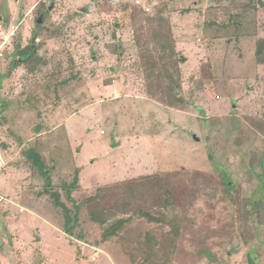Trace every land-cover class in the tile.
I'll return each mask as SVG.
<instances>
[{"label":"rangeland","instance_id":"1","mask_svg":"<svg viewBox=\"0 0 264 264\" xmlns=\"http://www.w3.org/2000/svg\"><path fill=\"white\" fill-rule=\"evenodd\" d=\"M263 37L264 0H0V264H264Z\"/></svg>","mask_w":264,"mask_h":264},{"label":"trees","instance_id":"2","mask_svg":"<svg viewBox=\"0 0 264 264\" xmlns=\"http://www.w3.org/2000/svg\"><path fill=\"white\" fill-rule=\"evenodd\" d=\"M47 10H48V8H47ZM45 13H46V11H44V12H41L40 13V15L38 16V18H37V20H36V24L37 25H41L42 24V22H43V20H44V15H45ZM34 40H35V35L32 37V39H31V44L33 45L34 44ZM256 55H257V57H258V59L259 60H261L262 62H264V37L263 38H259L258 40H257V43H256ZM17 52H20V55L22 56V59L26 56V55H28V52H29V47L27 46V47H25V48H23L22 50H17ZM20 59H21V57H20ZM35 149H33V148H29L28 150H27V152L25 153V156H26V158L33 164V165H37V163L38 162H40V156L39 155H37V153L34 151ZM208 157H209V159L212 161V154H209L208 155ZM261 179V178H260ZM261 183V182H260ZM262 184V183H261ZM47 186H45V192L46 193H48L51 197H52V199H53V201H54V204L58 207V208H60L61 209V211H62V214H63V218H64V220L65 221H78V218H77V211H75V212H73V210L71 209V208H69L67 205H66V203L65 202H63L62 200H61V195H55V193H51L50 191H49V189H50V184L48 185V184H46ZM260 187H261V185H260ZM72 193H73V190L72 191H68V195H67V198L69 199V201H71V202H73L74 203V207L76 208V210H79V204H77L76 202H74V199H73V197H72ZM91 199H92V196L90 197V198H88V201H91ZM127 219H124V218H119L118 220H116L115 221V224H117V226L121 223H123V222H125ZM115 225L113 224V225H111V227H109L108 229H107V234L109 235V234H111V233H114V230H115ZM69 233V232H68ZM69 235H71L70 233H69ZM106 237V236H105Z\"/></svg>","mask_w":264,"mask_h":264},{"label":"built area","instance_id":"3","mask_svg":"<svg viewBox=\"0 0 264 264\" xmlns=\"http://www.w3.org/2000/svg\"><path fill=\"white\" fill-rule=\"evenodd\" d=\"M112 4H115L117 3L119 0H110ZM14 26H12V29H11V32H10V35H14V30H13ZM6 166V161L4 159V157L2 156V153L0 151V171L2 169H4V167ZM3 200H6V197L5 196H2L0 194V202L3 201Z\"/></svg>","mask_w":264,"mask_h":264},{"label":"water","instance_id":"4","mask_svg":"<svg viewBox=\"0 0 264 264\" xmlns=\"http://www.w3.org/2000/svg\"><path fill=\"white\" fill-rule=\"evenodd\" d=\"M2 244V240L0 239V245Z\"/></svg>","mask_w":264,"mask_h":264}]
</instances>
